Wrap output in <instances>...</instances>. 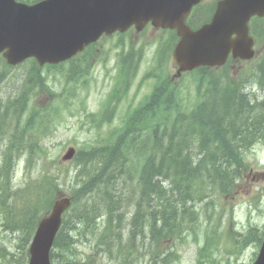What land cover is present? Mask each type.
Listing matches in <instances>:
<instances>
[{"label":"rangeland","instance_id":"1","mask_svg":"<svg viewBox=\"0 0 264 264\" xmlns=\"http://www.w3.org/2000/svg\"><path fill=\"white\" fill-rule=\"evenodd\" d=\"M216 1L204 0L202 10ZM260 27L263 32L264 19H261ZM170 34L152 27L142 34L133 31L104 38L86 55L59 66L40 67L33 60L16 67H9L5 61L0 63V113L7 107L10 110L6 121L0 118V170L7 160L8 164L11 163L7 170L9 176L2 181L7 186L11 183L15 189H23L13 194L10 200L6 199V194L0 198V264H15L25 244L21 232L8 227L7 202L13 203L17 215L21 216L25 208L40 201L43 205L37 215L44 216L50 212L54 200L73 196L81 183V178L76 175L77 163L75 160L63 162L62 156L71 147L76 149L77 157L82 151L102 145L125 119L151 98L164 77L166 80L173 77L176 66L171 50L163 71L157 72L161 76H153L156 60L160 58L159 46L169 41ZM262 36L255 58L230 61L215 70L218 77L227 76L229 81L243 83L244 89L258 102H264V88L251 74L264 55L263 33ZM129 53L135 55V61L133 71L125 75L122 58ZM72 69L83 72L73 75ZM197 75L196 72L186 74L171 82L173 85L165 83L158 88L164 93V87L170 86L166 93L175 94V103L180 104L181 114L190 113V109L202 101ZM26 105L27 110L23 112ZM32 114L36 121H44L48 128L44 125L37 128L33 137L36 144L39 142L36 147L40 144L42 148L41 152L36 151L38 155L27 168L26 155L19 157L15 152H9L8 146L11 135L13 137L23 129ZM29 132L25 135L32 136ZM45 135L48 137L44 138ZM260 137L263 138L254 145L242 149L243 166L227 191L220 186H206L203 192L201 187L205 180L198 181V198L193 204L188 202L185 221L176 228L170 227V231L160 238L148 231L145 227L147 222L137 229L130 225L142 195L136 177L140 164L132 160L129 168L119 172L122 174L110 185L112 194L121 200L117 204L118 215L127 217L125 230L118 231L121 238L115 233L111 239L115 245L113 254L104 245L96 243L93 231L78 234L85 230L82 225L70 232L71 239L76 242L74 256L88 264H252L259 251L257 245L261 246L264 239V135ZM14 145L19 146V142ZM7 155L12 159L5 160ZM41 175L51 178L53 193L50 199L41 200L37 191L34 192L37 178ZM160 181L161 188L168 185ZM99 197V192L87 197L85 206L88 210L98 208L101 201L94 199ZM93 216L96 215L92 211ZM67 217L70 218L69 213ZM106 219V216L98 217L97 225L98 232L108 238L112 232ZM203 247L205 251L201 250ZM120 250L124 254L132 253L127 261L119 257Z\"/></svg>","mask_w":264,"mask_h":264},{"label":"trees","instance_id":"2","mask_svg":"<svg viewBox=\"0 0 264 264\" xmlns=\"http://www.w3.org/2000/svg\"><path fill=\"white\" fill-rule=\"evenodd\" d=\"M260 25L261 19L253 22V32L258 40L263 37ZM2 61L0 58V63ZM123 66V73L129 75L127 66L125 64ZM215 70L201 68L196 71L198 93L203 98L198 106L190 109V113L181 114L180 104L175 103L177 100L175 94L166 93L170 86L164 87L162 93L158 90L161 87L159 85L151 98L125 119L123 125L102 145L78 154L75 158L76 175L81 178V183L72 196L73 206L68 212L70 218L67 215L64 217L56 238L51 253L53 264H88L76 259L74 256L76 242L70 237V232H74L77 226L80 228L82 225L85 230L78 234L93 231L94 237H97L96 243L104 245L105 249L113 254L115 245L111 239L115 233L121 238L118 231L125 230L127 217L118 215L117 204L121 200H117V196L112 194L110 185L119 174H122L119 172L129 168L132 160L140 164L136 177L142 195L140 202L136 204V213L131 217L130 225L133 224L137 229L147 222L145 227L155 237L157 235V238L169 232L170 227L176 228L183 224L188 213V207L186 208L188 202L193 204L198 198L196 195L198 181L205 180L201 187L203 192L206 186L213 188L220 186L227 191L228 186L239 176V169L243 166L242 149L254 145L263 138L260 136L264 135V102H258L255 97H251L252 95L244 89L243 83L229 81L227 76H216ZM71 72L76 75L83 71L72 69ZM251 76L264 88V55L259 59L256 71ZM40 82L42 83L41 77ZM27 105L23 112L27 110ZM9 113L7 107L0 113L1 120L6 121ZM41 125L48 128L44 121H36L35 115L32 114L23 129L14 133L13 137L11 135L8 151L15 152L19 157L26 155L27 168L34 156L38 155L37 152H41V145L36 147L39 142L36 144L33 137ZM28 131L32 136L25 135ZM20 132L23 134L20 135ZM47 137L48 135L44 136ZM16 141L19 142V146L15 147ZM194 150L205 153L204 158L196 160L193 156ZM6 159L12 158L7 155ZM10 166L11 163L8 164L7 160L0 170V198L6 194L7 200L16 192L23 190L22 187L15 189L11 183L9 186L3 183L2 180L9 176L7 170ZM160 180L168 185L161 188ZM160 188L162 190H159ZM36 191L41 200L50 199L53 193L51 178L46 175L38 177L34 186V192ZM95 192L101 193V197L94 199L101 203L97 209L95 207L88 210L85 200ZM147 198L150 200L147 201ZM81 202L82 206L78 207ZM42 205L43 203L38 201L25 208L23 214L18 216L14 204L7 202L8 227L10 230L20 231L25 242L24 251L15 260V264L28 262V247L43 217L37 215ZM94 206L96 204L93 208ZM103 208H106V211ZM92 211L96 216L91 217ZM103 216L107 217V227L112 232L108 238L98 232L97 218L101 219ZM202 251H205L204 247ZM131 254L119 251L121 255L119 257L123 261H127Z\"/></svg>","mask_w":264,"mask_h":264},{"label":"water","instance_id":"3","mask_svg":"<svg viewBox=\"0 0 264 264\" xmlns=\"http://www.w3.org/2000/svg\"><path fill=\"white\" fill-rule=\"evenodd\" d=\"M201 0H43L34 5L0 0V54L10 65L35 58L41 66L59 64L83 52L103 35L141 31L148 23L176 30L180 38L174 59L176 77L201 66H223L234 59L254 57L249 22L264 18V0H223L212 21L192 30L186 19ZM74 149L64 156L71 159ZM58 200L42 219L29 248V264H51L50 251L69 208ZM255 264H264V242Z\"/></svg>","mask_w":264,"mask_h":264},{"label":"bare ground","instance_id":"4","mask_svg":"<svg viewBox=\"0 0 264 264\" xmlns=\"http://www.w3.org/2000/svg\"><path fill=\"white\" fill-rule=\"evenodd\" d=\"M250 96V95H249ZM193 151V150H192ZM205 153H201L200 150H194L193 156L196 160L204 158Z\"/></svg>","mask_w":264,"mask_h":264}]
</instances>
